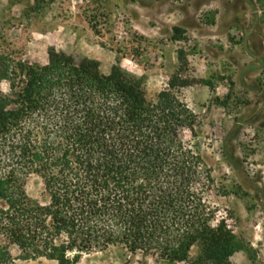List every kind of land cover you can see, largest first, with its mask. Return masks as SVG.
Instances as JSON below:
<instances>
[{
	"label": "trees",
	"instance_id": "16d2710c",
	"mask_svg": "<svg viewBox=\"0 0 264 264\" xmlns=\"http://www.w3.org/2000/svg\"><path fill=\"white\" fill-rule=\"evenodd\" d=\"M185 34L173 28L174 40ZM48 55L40 65L0 49V264H15L13 247L59 264L112 249L176 264L196 245L200 260L230 264L244 245L216 223L212 169L183 138L199 133L181 95L193 81L174 74L151 99L119 65L107 74L95 59ZM31 175L47 204L28 195Z\"/></svg>",
	"mask_w": 264,
	"mask_h": 264
},
{
	"label": "rangeland",
	"instance_id": "374dc122",
	"mask_svg": "<svg viewBox=\"0 0 264 264\" xmlns=\"http://www.w3.org/2000/svg\"><path fill=\"white\" fill-rule=\"evenodd\" d=\"M175 26L185 39H173ZM51 47L77 61L95 59L140 79L149 98L174 74L190 79L183 99L198 115V136L183 138L212 169L205 197L243 243L230 264H264V0H0V49L32 63L48 62ZM184 52L186 59H181ZM7 83L3 89L7 91ZM28 195L49 202L31 175ZM15 264H59L25 259ZM201 248L190 262L200 260ZM77 264H170L117 250L85 254Z\"/></svg>",
	"mask_w": 264,
	"mask_h": 264
}]
</instances>
